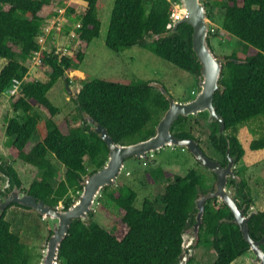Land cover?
Here are the masks:
<instances>
[{
    "label": "trees",
    "instance_id": "1",
    "mask_svg": "<svg viewBox=\"0 0 264 264\" xmlns=\"http://www.w3.org/2000/svg\"><path fill=\"white\" fill-rule=\"evenodd\" d=\"M54 1L0 0V58L6 60L0 69V98L13 86L17 89L10 94L11 116L5 119L8 154L34 167L38 176L22 189L21 179L13 166L1 158L0 173L7 179L9 188H21L53 209L61 202L62 209L66 210L78 197L85 177L102 168L107 161L106 144L84 116L103 126L115 144L131 145L154 134L159 119L168 108V99L167 92L163 94L161 88L150 81L92 79L82 83L76 100L72 98L81 124L69 126L64 133L53 119L58 108L50 103L46 93L66 72L78 68L85 52L76 51L71 56L56 54L54 46L48 43L52 32L43 45L37 41L47 17L58 15L56 11L42 14ZM79 1L85 3L81 13L76 14L79 5L75 3L65 9L64 15L72 24L65 25L63 36L69 35L72 28L75 38L88 45L99 36L100 0ZM173 1L114 0L106 47L120 52L141 45L194 78L199 77L201 65L192 48V27L182 22L166 29ZM56 2L64 6L62 0ZM202 2L210 22L213 15H218L217 20L222 19V32L241 44L238 51L222 58L218 87L213 94L212 104L222 119L223 128L220 130L218 122L208 123L206 115L202 116L210 128L207 135L210 148L221 156V164H226L227 151L238 163L244 150L237 138V127L257 119L264 121V0ZM76 24L79 25L75 27ZM211 28L213 32L209 31L207 42L213 49L211 38L219 36V29L210 23ZM36 53H39L38 68L46 77L27 81L28 61ZM37 108L46 110L45 120ZM188 121V117L179 116L170 131L179 139L190 138L197 142L186 127ZM35 134L40 139L26 150ZM259 134V138L250 142L249 149L252 156L262 161L264 131ZM176 148L191 155L187 149ZM50 157L63 168V178L57 182L56 168ZM192 158L195 166L184 174L162 167L145 171L144 184L152 185L157 193L155 198L143 197L139 208L135 206L137 194L129 185L103 187L98 202L105 207L104 201L113 205L119 218L110 229L94 221L93 213L84 220L73 219L58 248L57 264H179L184 253L183 234L187 229L192 231L196 222L195 200L215 189V175ZM244 170V166H239L235 171L238 174ZM229 184L237 207L247 215L253 200L245 179H230ZM6 210H0V264H30L33 258L30 248L10 230ZM247 226L253 239L264 237V209L250 216ZM194 242L213 249L212 264H230L249 250L238 225L232 221L228 206L211 197L203 204ZM40 259L41 256L33 264H39ZM183 264L197 263L187 257Z\"/></svg>",
    "mask_w": 264,
    "mask_h": 264
},
{
    "label": "rangeland",
    "instance_id": "2",
    "mask_svg": "<svg viewBox=\"0 0 264 264\" xmlns=\"http://www.w3.org/2000/svg\"><path fill=\"white\" fill-rule=\"evenodd\" d=\"M63 1H65L66 4H69L75 0ZM113 2L114 0L99 1L98 15L101 20L100 32L99 36L96 39H93L88 45H86L84 41L75 38L76 34L72 28L69 30V36H63L65 25L72 24V22L66 19L64 14L62 17L58 16L56 18L57 20L53 17H48L43 25V27H46L49 31L53 27L51 42L48 43H50L51 46L53 45L59 53H65L66 55L71 56L73 53H76V51L85 52L84 60L78 66V70L66 72L64 78L59 79L52 89L46 93L47 99L50 103L58 108V114L55 115L53 119L60 125V128L64 133L69 126L81 124V120L77 115L75 104L72 101L71 96H73L82 86V83L88 82L92 79H105L109 81L117 80L123 82L150 81L155 87L157 86L158 88H161L163 94L164 91L167 92L168 103L170 101H188L198 92L195 78L190 73L179 69L166 60H163L141 45H136L120 52L111 51L106 47L105 39ZM83 7L85 6H79V12L77 11L76 14L81 13ZM53 9L54 8L52 7H48L43 10L42 14L47 15L53 11ZM64 10L65 8H62L60 11L63 12ZM217 19L218 15H213V21L210 22L216 29H219V36L215 37V39L211 38L213 44V49L211 50L213 54L217 53L216 55L222 59L232 51H238L241 48V44L230 35L224 34V31L222 32V19ZM45 35H43V39L45 38ZM43 44L44 43H42V45ZM5 63L6 60L0 58V69ZM28 63L29 70L25 80L32 81L36 79H45V73H42L38 68L37 56L31 60L29 59ZM44 69L47 71V68ZM65 79H68L67 82ZM66 85H68L70 91L74 92L71 96L68 95ZM194 91L195 94L193 95L192 92ZM9 107L10 94L6 92L0 98V158L2 161H6L13 166L21 178L22 187L26 189L32 179L37 176L38 172L28 164H25L18 159L11 158L8 154V146L6 144L7 137L4 135V127L6 124L5 119L11 116ZM36 110L42 116V120H45L48 117L45 109L37 108ZM186 127L190 130L193 137L198 139L202 151L218 161L221 160V156L215 151L213 152L210 148V141L207 139L210 128L205 124L202 118L190 119L187 122ZM259 131H264V121L262 119L249 121L237 127V138L245 152L249 151V143L252 140L259 138L258 136L263 133L261 132L259 134ZM39 139L40 136L35 134L32 140L27 144L26 150L32 147ZM50 159L56 168L57 182L59 178H63V168L52 157H50ZM149 159H151L149 162H142L141 160L137 161L136 159L128 160L125 164L126 169L117 177L116 183L114 184L119 185L120 183H125L136 192V208L141 207L143 197L148 196L155 198L154 194L156 195L157 193L152 185L144 184L143 177L145 171L153 169L154 167H162L168 169V171L172 173L184 174L188 168L195 166L192 156L179 148H164L150 156ZM245 159H251L250 152L246 153ZM243 163V160H241L240 164ZM262 165L264 166V163H262ZM248 178L251 179V186L255 188V190L252 191L253 203L251 206L254 207V196H257L255 208L257 210L264 209V193L259 194L257 192V189H264V170L258 173L252 172ZM5 183L6 179L0 173V191L4 188ZM53 185H56V183ZM1 196L0 192V197ZM71 196L75 198L74 195L71 194ZM103 203L107 207L100 202H96L94 205L92 212L93 219L102 227L110 229L112 224L116 222L117 218H119V215H116V209L113 205L106 203L105 201ZM61 206L62 204L60 202V204L57 205V208L61 209ZM156 208L160 210L159 207L156 206ZM5 218L10 223V230L19 234L20 239L29 246L33 256L30 264H33V261L38 262L41 252L45 248L47 242L49 234H47V226L50 227V222L43 221L42 218L38 217L36 213L30 210L14 207L7 210ZM192 232L191 229H187L183 234V247H186V245L191 247L184 248L185 257L193 258L194 262L197 264H212L215 258L213 249L209 246L207 247L205 244L196 245L193 240ZM194 244L195 246H192ZM251 255L252 253L250 252L248 259L246 256H240L231 264H254L250 259Z\"/></svg>",
    "mask_w": 264,
    "mask_h": 264
},
{
    "label": "water",
    "instance_id": "3",
    "mask_svg": "<svg viewBox=\"0 0 264 264\" xmlns=\"http://www.w3.org/2000/svg\"><path fill=\"white\" fill-rule=\"evenodd\" d=\"M177 1L182 7V14L173 27L182 22L192 27V48L201 65L200 76L195 81L196 87H198V92L195 96L185 102L170 101L167 110L157 123L154 134L143 141L131 145L115 144L106 133L104 127L95 124L89 118V122L95 125L94 131L106 144L108 157L105 165L87 178L77 199L66 210H53L42 201H37L34 197L20 192L16 187L13 188L4 202L0 203V208L13 203L31 208L38 214L48 217L49 221H51V235L41 252L39 264H57L58 248L67 234L71 221L78 218L82 220L87 218L100 197L102 188L115 183L116 177L122 170V162L125 158L130 156L143 158L145 153L154 152L168 146L186 148L203 167L211 170L216 175V190L196 200L195 205L198 212L193 226V240L201 223L204 201L210 197H218L232 212V221L238 225L244 240L248 243L249 250L254 257L252 261L256 264H264V252L260 248L263 240L255 241L249 236L247 227L249 216L245 217L243 215V212L239 210L225 188L227 175L233 176V161L228 157V153H226L228 163L226 167H221L216 161L204 155L192 139H177L170 133L171 125L179 116H196L199 113H204L208 121H217L219 128H223L222 119L216 113L212 104L214 91L218 87L223 61L212 53L211 47L207 42L210 19L207 17L202 0ZM66 89L69 95L73 94L68 86H66ZM186 248H189V246L187 245ZM185 258V256L182 257V259ZM180 263L181 261H179Z\"/></svg>",
    "mask_w": 264,
    "mask_h": 264
},
{
    "label": "clouds",
    "instance_id": "4",
    "mask_svg": "<svg viewBox=\"0 0 264 264\" xmlns=\"http://www.w3.org/2000/svg\"><path fill=\"white\" fill-rule=\"evenodd\" d=\"M176 4H178V1L177 0H175V1H173L172 3H171V5H172V8H171V11H170V14H169V20H168V22H167V24H166V29H172V28H174L173 27V25H174V23L175 22H177V21H179V19L178 20H175V21H172V19H171V14H172V11H173V9H174V6L176 5ZM179 5V4H178ZM179 7L182 9V7L179 5ZM181 14H182V11H181ZM181 17V16H180ZM57 20V19H56ZM168 24H170V27H168ZM79 24H76V26L75 27H77ZM43 28H46V27H43ZM43 28H42V32H41V34L39 35V36H41L42 34H43ZM52 30H53V27L50 29V33L52 32ZM209 31H210V29H209ZM209 31H208V33H209ZM75 32V31H74ZM53 33V32H52ZM212 33V32H211ZM49 34V33H48ZM48 34H46L45 35V38H44V41L43 42H39L38 41V38H39V36L37 37V41L42 45V43H45V41H46V38H47V36H48ZM66 36H69V35H66ZM52 38V37H51ZM55 53L56 54H60V53H57L56 52V50H55ZM61 55H66V54H61ZM215 56H216V54H214ZM35 56H37V59H38V64H39V53H36V54H34V56L32 57V58H30V60L31 59H33V58H35ZM68 56V55H67ZM217 57V56H216ZM217 58H219V57H217ZM220 59V58H219ZM223 61V60H222ZM78 70V68L77 69H75V70H71V71H77ZM26 78V77H25ZM198 78V77H197ZM197 78H195V80L197 79ZM66 86H68V85H66ZM52 89V88H51ZM50 89V90H51ZM80 89H81V87L74 93V92H72V93H74V95L73 96H71V99L73 98V100L75 99H77L76 97H77V94L79 93V91H80ZM16 86H13L9 91H8V93L9 94H11L12 92H16ZM192 94L194 95L195 94V91L194 92H192ZM69 95V94H68ZM167 99H168V96H167ZM76 108V107H75ZM78 115V114H77ZM164 115V114H163ZM204 115V113H199V114H197L196 116H187L188 117V119L190 120V119H197V118H202V116ZM79 116V115H78ZM84 116V115H83ZM86 119H87V122L88 123H90L89 122V118L90 117H87V116H84ZM182 117H184V116H182ZM79 118H80V116H79ZM162 118V117H161ZM160 118V119H161ZM90 119H92V118H90ZM159 119V120H160ZM80 120H81V118H80ZM93 120V119H92ZM204 120V119H203ZM94 121V120H93ZM212 121H214V120H212ZM212 121H208L207 120V116H206V122H212ZM81 122V121H80ZM205 122V121H204ZM217 122V121H216ZM95 123V122H94ZM91 125H93L94 126V129H95V125L94 124H92V123H90ZM96 124V123H95ZM206 125H208L207 123H205ZM219 125V124H218ZM157 126V125H156ZM103 127V126H102ZM5 128V127H4ZM155 129H156V127H155ZM221 130V129H220ZM260 132V131H259ZM170 133H171V131H170ZM172 134V133H171ZM4 135H5V133H4ZM173 135V134H172ZM6 136V135H5ZM174 136V135H173ZM7 137V136H6ZM175 137V136H174ZM149 138V137H148ZM175 138H177V137H175ZM177 139H179V138H177ZM185 139H187V138H185ZM194 142H196L194 139H192ZM239 140V139H238ZM7 142H8V138H7V141H6V144H7ZM138 143V142H137ZM196 144H197V146L200 148V145H199V143H198V141L196 142ZM250 144V143H249ZM119 145V144H118ZM8 146V145H7ZM123 146H126V145H123ZM168 147H171V146H168ZM164 148H166V147H162V148H160V149H158V150H156V151H154V152H148V153H145L144 154V157L143 158H137V157H135V158H131V157H134V156H130V157H127V158H125L124 160H123V162H122V170H121V172L118 174V176H120L123 172H124V170L126 169V167H125V164H126V162L128 161V160H131V159H136L137 161L138 160H141L142 162H148L147 161V159L148 160H151V159H149L150 158V156H152L153 154H155V153H157V152H159V151H161L162 149H164ZM176 148V147H175ZM180 148H183V147H180ZM248 148H249V145H248ZM184 149H186V148H184ZM201 149V148H200ZM201 151H202V149H201ZM202 152H204V151H202ZM247 152H250V149H249V151H247ZM247 152H245V150H244V154H243V156L247 153ZM227 153H228V151H227ZM204 155H206V153L204 152ZM250 155H251V153H250ZM207 157H209L208 155H206ZM243 156L241 157V159L238 161V163H235V161H234V159L233 158H230L229 157V155H228V157L233 161V169L234 170H236V169H238V167L239 166H244L245 167V169H246V167H248V165H246L245 163H243V164H240L241 163V160L243 159ZM107 157H108V155H107ZM253 158L254 157H256V156H252ZM210 159H212L213 161H217V162H220V161H218V160H216V159H214V158H211V157H209ZM252 160V159H251ZM263 161V162H262ZM261 161V163H264V160H262ZM260 162V161H259ZM23 163H25V162H23ZM256 163H258V162H255L254 164H256ZM26 164V163H25ZM30 166V165H29ZM33 169H35L34 167H32ZM100 169V168H99ZM98 169V170H99ZM98 170H96V171H98ZM16 171V170H15ZM36 171V170H35ZM96 171H94L93 173H95ZM211 171V170H210ZM212 172V171H211ZM235 173H236V171H234ZM92 173V174H93ZM213 173V172H212ZM18 174V173H17ZM92 174H90V175H88V176H86L85 177V179H84V183H85V181L87 180V178L89 177V176H91ZM214 174V173H213ZM215 175V174H214ZM238 176H237V178H236V180H239L240 178H243L244 179V177H243V175H244V171L243 172H239L238 174H237ZM18 176H19V174H18ZM37 176H38V174H37ZM37 176H35L33 179H36L37 178ZM117 176V177H118ZM117 177H116V179H115V183H116V180H117ZM20 178V177H19ZM215 178H216V175H215ZM21 179V178H20ZM32 179V180H33ZM246 181V180H245ZM84 183H83V185H84ZM114 183V184H115ZM246 183H247V181H246ZM114 184H112V185H114ZM107 186H111V185H107ZM247 186H248V184H247ZM9 187V184H8V182H7V179H6V183H5V186H4V188L0 191L1 192V197H0V203H2V202H4V200H5V198H7L9 195H10V193H11V191L13 190V188H15V186L14 187H12V188H9V190L10 191H7L6 189ZM17 188V187H16ZM21 188L22 189H25V188H23L22 186H21ZM21 188H17V189H19L20 190V192H22V193H24V194H26ZM215 189L212 191V192H214L215 190H216V179H215V187H214ZM226 191L229 193V195H230V197L234 200V198H233V188L232 187H230V184H229V178L227 179V181H226ZM249 188V187H248ZM103 189V188H102ZM249 191H250V189H249ZM8 192V194H6ZM81 192V191H80ZM79 192V193H80ZM212 192H210V193H212ZM79 193H78V195H79ZM209 194V193H208ZM28 195V194H27ZM207 195V194H206ZM206 195H202V196H206ZM202 196H200V197H202ZM250 196H251V192H250ZM199 197V198H200ZM252 197V196H251ZM211 198H216L217 199V201H221V199H219L218 197H211ZM77 198H75L74 199V201L76 200ZM198 199V198H197ZM196 199V200H197ZM196 200H195V203H196ZM253 200V199H252ZM205 202V201H204ZM222 202V201H221ZM234 202L236 203V201L234 200ZM97 203H98V199H97ZM224 203V202H223ZM58 204H60V202L58 203ZM204 204V203H203ZM237 205V204H236ZM11 207H14V208H20V209H25V210H30V211H32V212H34V213H36L37 214V216L38 217H40V218H42V220L43 221H49V219H48V217H45V216H42V215H40V214H38L36 211H34L33 209H31V208H27V207H23V206H21V205H19V204H15V203H13V204H10V205H8V206H6V207H4V208H0V210L1 209H5V208H7V210L9 209V208H11ZM49 207V206H48ZM63 208V206H61V209H58L57 207L56 208H52L53 210H59V211H63L64 209H62ZM229 208V207H228ZM7 210H6V212H7ZM239 210H241L242 212H243V215H244V211L242 210V209H239ZM249 212H248V214L247 215H244L245 217H248L249 216V218H250V216H252L253 214H255L257 211H261V210H263V209H261V210H257L256 208L255 209H253V207L252 206H250V208H249ZM92 212H93V210H92ZM92 212H90V213H92ZM232 213V212H231ZM232 220H233V215H232ZM50 222V227L49 226H47V234H48V237H47V240H48V238H49V236L51 235V221H49ZM248 222V221H247ZM248 227V226H247ZM193 229H194V227H193ZM193 229H192V231H193ZM19 235V234H18ZM252 238V237H251ZM253 239V238H252ZM262 240H263V242L261 243V245H260V248L263 250V252H264V249H263V245H264V237H262L261 238ZM261 239H259V240H261ZM253 240H255V239H253ZM259 240H255V241H259ZM22 241V240H21ZM23 242V241H22ZM187 246V245H186ZM192 246H195V244L194 245H192ZM249 246V245H248ZM182 247H183V244H182ZM184 248H186L185 246L183 247V250H184V253H183V256H185V249ZM189 248H191V247H189ZM250 255V250H248V252L246 253V254H244V255H241V256H246V258L248 259V256ZM182 256V257H183ZM240 257V256H239ZM238 258V257H237ZM236 258V259H237ZM254 257L251 255L250 256V259L252 260ZM185 259H187V257L185 258ZM185 259H180V261H181V263L180 264H183L186 260ZM236 259H234V260H236ZM185 260V261H184ZM233 262V261H232ZM231 262V263H232ZM230 263V264H231ZM254 264H256L255 262H253Z\"/></svg>",
    "mask_w": 264,
    "mask_h": 264
},
{
    "label": "crops",
    "instance_id": "5",
    "mask_svg": "<svg viewBox=\"0 0 264 264\" xmlns=\"http://www.w3.org/2000/svg\"><path fill=\"white\" fill-rule=\"evenodd\" d=\"M57 0H55L54 1V3H53V5L52 6H50V7H52V8H54L53 9V11L55 12H57V14L58 15H53V16H50V18L51 17H53L54 19H56L58 16H63V14H64V12H65V10L62 12V11H60L62 8H67L71 3H75V4H77V5H79V6H85L84 4L85 3H83V2H80L79 0H75V1H72V2H70L69 4H66V2L65 1H63V3H64V6L63 7H60L59 5H58V3L56 2ZM79 6L77 7V9H76V11L75 12H77L79 9ZM85 9V7H83V10ZM61 12V13H60ZM79 12V11H78ZM52 15V14H51ZM66 17V16H65ZM48 18V17H47ZM66 19L68 20V18L66 17ZM47 20V19H46ZM245 156H246V154L243 156V162L246 164V165H248V167H246V169L244 170V175H243V177H244V179L246 180V181H248V187H249V189H250V192H251V196H252V191H254L255 190V188H253L252 186H251V179H249L248 178V176L250 175V173H252V172H255V173H258V172H261L262 170H264V166L262 165V163H261V161L260 162H258V163H256V164H254L255 162H257V161H259L260 159H259V157H252V155H250L251 156V159H249V160H246L245 159ZM257 192L259 193V194H263L264 193V189L263 190H260V189H257ZM252 199H253V196H252ZM256 201H257V196H254V207H253V209H255V203H256Z\"/></svg>",
    "mask_w": 264,
    "mask_h": 264
},
{
    "label": "built area",
    "instance_id": "6",
    "mask_svg": "<svg viewBox=\"0 0 264 264\" xmlns=\"http://www.w3.org/2000/svg\"><path fill=\"white\" fill-rule=\"evenodd\" d=\"M181 11H182V9L179 7L178 4H176V5L174 6V9H173L172 14H171V16H172V17H171L172 21L178 20V19L180 18V16H181ZM168 27H170V24H168ZM210 32H213V29H212V28L210 29ZM48 33H49V29H47V28H43V34H42L41 36H39L38 41H39L40 43L43 42V41H44V39H43V35L48 34ZM56 52L59 53V52L57 51V49H56ZM60 54H65V53H61V52H60Z\"/></svg>",
    "mask_w": 264,
    "mask_h": 264
},
{
    "label": "flooded vegetation",
    "instance_id": "7",
    "mask_svg": "<svg viewBox=\"0 0 264 264\" xmlns=\"http://www.w3.org/2000/svg\"><path fill=\"white\" fill-rule=\"evenodd\" d=\"M183 150H184V149H183ZM225 159H226V164H224V165L221 164V163H223V160H222V159L220 160V162H217V161H216V163H217L219 166H221V167H226V165H227V163H228V157L226 156ZM147 161L149 162L150 160L147 159ZM234 171H235V170L232 168L233 176L227 175V179L229 178V180H230V179L236 180V178H237L238 175H237V173H235ZM6 190H7V191H10V190H9V187H8ZM6 194H8V192H7Z\"/></svg>",
    "mask_w": 264,
    "mask_h": 264
}]
</instances>
